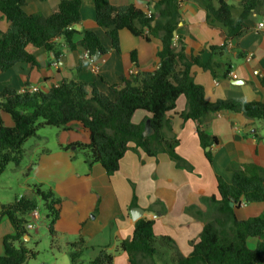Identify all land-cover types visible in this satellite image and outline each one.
Listing matches in <instances>:
<instances>
[{
    "label": "crops",
    "instance_id": "crops-1",
    "mask_svg": "<svg viewBox=\"0 0 264 264\" xmlns=\"http://www.w3.org/2000/svg\"><path fill=\"white\" fill-rule=\"evenodd\" d=\"M60 1L26 0L24 8L28 14L50 16ZM200 1L181 0L182 16L175 35L177 38L182 37L188 58L199 57L204 64L214 59L224 66H231L226 78H215L210 71L199 66L192 68L196 83L205 89L206 101L213 103L217 100L243 99L264 103V16L254 12L244 22L239 37L227 38L222 27L208 23ZM224 1L236 7L241 2ZM81 2L82 20L74 26L77 32L74 43L78 45L85 31H93L99 36L107 54L93 60L80 47L72 51L60 39L56 41L62 49L59 56L39 49L34 52L37 61L35 66L19 63L6 72L0 71V92L10 88L18 93L32 90L46 93L62 82L71 80L81 81L88 88L95 85L109 92L105 83L119 84L124 76L154 72L159 67L158 52L163 47L160 38H152L147 42L128 30H122L120 52H117L107 35L110 29L97 24L94 0ZM109 2L118 7L133 6L152 14L156 13L155 7L159 0ZM239 12L237 8L234 16L237 17ZM9 27L10 22L0 12V30L6 32ZM223 45L226 48L214 56L211 47ZM134 51L135 62L131 56ZM110 95L115 98L113 94ZM186 103V98L181 96L176 109L168 114L171 128L167 130V135L179 140L176 152L191 169L178 168L166 153L150 157L132 143L120 161L119 170L108 175L101 164L89 167L84 153L77 151L75 144L91 142L90 131L78 122L72 123L67 130L59 129L54 147L40 141L42 144L36 143L30 148L31 158L26 169L13 175L25 176L17 186L21 194L16 198L34 196L33 187L38 186L41 191H51L55 199L59 200L56 206L59 215L52 232L49 227L52 219H47L48 214L45 221H40L49 229L53 241L57 242L54 247L66 246L64 249L70 256V245L82 239L86 246L77 264H89L102 250L114 256L113 264H130L128 254L120 249V244L133 236L138 221L134 220L133 214H139L136 209H142L143 216L140 219L155 222L157 237H170L182 255L187 257L191 254L192 243L199 240L206 222L215 217L217 205L211 198L220 200L217 177L232 183L234 172L228 169L229 166L255 164L264 169V122L250 120L238 113L221 112L207 127V133L217 137L218 143L204 150L197 135V125L192 120L184 121L180 117L186 109ZM0 116L5 126H14L9 114L0 110ZM151 117L147 111L138 110L132 122L146 126ZM209 149L213 153L212 163L205 155ZM15 187L13 183L9 184V190ZM42 204L40 201L39 207ZM263 214L264 204L258 202L245 204L236 210V216L241 221ZM30 232L26 242L32 239ZM14 234L10 219L7 216L0 218V256L4 255V238ZM256 243V239H251L250 248L255 249ZM90 252L92 254L88 260H83ZM142 260L144 264L152 263ZM154 262L162 264L158 260Z\"/></svg>",
    "mask_w": 264,
    "mask_h": 264
},
{
    "label": "trees",
    "instance_id": "trees-1",
    "mask_svg": "<svg viewBox=\"0 0 264 264\" xmlns=\"http://www.w3.org/2000/svg\"><path fill=\"white\" fill-rule=\"evenodd\" d=\"M181 0H159L156 13L148 15L133 6L118 7L109 0H94L96 21L99 27L110 29L107 33L112 47L120 52V32L128 30L135 37L150 42L160 38L163 47L158 52L160 65L154 72H138L122 77L119 84L105 83L109 92L95 85L88 86L78 80L64 81L49 92L31 93L5 88L0 92V110L9 114L14 126L7 127L0 116V177L9 164L19 167L24 159L25 143L36 137L42 127L67 130L72 123H81L91 133L89 144H75L77 151L85 155L89 167L101 164L108 175L115 174L120 161L130 144L140 147L150 157L160 153L169 155L178 168L191 166L176 152L179 140L167 135L170 130L168 114L177 107L184 96L186 109L180 114L184 121L192 120L197 125V135L204 150L218 143L217 137L207 133L210 121L221 112L238 113L253 121L264 122V103L243 99L217 100L210 103L205 99V89L196 83L192 68L199 66L210 71L215 78H226L230 65H222L212 59L204 64L199 57L188 58L182 37L175 33L181 21ZM200 5L207 14L210 25L220 26L227 38H237L243 32L244 22L254 12L264 16V0H241L238 7L224 0H201ZM26 0H0V12L10 22L6 32L0 30V71L6 72L19 63L37 64L34 52L45 49L59 56L62 52L56 42L63 39L74 51L80 47L93 59L99 52L107 54L99 36L85 31L83 39L76 45L74 26L82 20L81 0H61L50 16L42 13L28 14ZM239 9V15L234 11ZM177 42V43H176ZM226 45L211 47L215 56ZM134 62L136 52L131 54ZM220 69H223L219 72ZM151 114L148 136H144L145 125H136L132 118L136 111ZM206 158L213 162L211 149L205 151ZM234 172L232 183L217 177L220 200L215 217L206 222L199 240L192 243L189 256L181 254L170 237H157L155 222L146 218L135 224L134 234L120 244L128 254L130 264H141V259L155 260L163 264H259L264 262V214L257 218L241 221L236 210L245 204H264V169L248 164L242 167L229 166ZM34 196L18 197L12 203L2 204L0 218L7 216L14 235L4 238V255L0 264H27L38 252L27 247L25 237L29 235L26 225L30 213L43 202L48 212L50 231L56 219L59 200L51 191H41L34 186ZM230 203L234 206L231 207ZM256 239L255 249L249 241ZM86 242L79 240L70 245L71 264H77L84 252ZM159 246L165 248L160 249ZM114 256L105 250L89 264H113Z\"/></svg>",
    "mask_w": 264,
    "mask_h": 264
},
{
    "label": "rangeland",
    "instance_id": "rangeland-1",
    "mask_svg": "<svg viewBox=\"0 0 264 264\" xmlns=\"http://www.w3.org/2000/svg\"><path fill=\"white\" fill-rule=\"evenodd\" d=\"M59 129L54 127H42L38 130V134L36 137L30 138L28 140V144L25 143L24 149L25 156L24 159L19 166L20 168L17 170V166L13 163L9 164L6 171L0 177V207L2 204H6L8 202H13L15 198L21 194L17 186L19 185L21 179H24L25 176L15 177L14 174L20 173V170H25L26 166L29 163V159L31 158L30 148L35 146V144H40L41 142H45L49 145V147H54V140L56 139V133ZM41 141V142H40ZM41 143V144H42ZM81 152V151H80ZM14 170V171H12ZM26 173V171H25ZM13 183L16 187L15 189L9 190V184ZM39 211L42 215V221L46 220V215L48 214L45 207L40 205ZM42 225V222H41ZM40 225V226H41ZM30 235L32 237L31 241L27 242V247L38 252V255L35 259L30 260L27 264H71V258L69 254H66V246L54 247L57 242L53 241V238L50 234L49 229L45 225H42L39 228V231H31ZM91 252L83 258V260H88L87 258L91 256ZM92 258V257H91ZM92 260V259H91ZM94 260V257H93ZM144 260L141 259V264ZM146 264V263H145ZM163 264V263H162Z\"/></svg>",
    "mask_w": 264,
    "mask_h": 264
},
{
    "label": "built area",
    "instance_id": "built-area-1",
    "mask_svg": "<svg viewBox=\"0 0 264 264\" xmlns=\"http://www.w3.org/2000/svg\"><path fill=\"white\" fill-rule=\"evenodd\" d=\"M150 15V14H148ZM86 55L88 56V54L86 53ZM89 57V56H88ZM38 90H32V91H29L31 93H35L37 92ZM157 217L155 216L154 219H156ZM41 219H42V215H41V212L39 211V208L33 210L31 213H30V219L28 220V223L26 225V229L29 231H37L41 225Z\"/></svg>",
    "mask_w": 264,
    "mask_h": 264
},
{
    "label": "water",
    "instance_id": "water-1",
    "mask_svg": "<svg viewBox=\"0 0 264 264\" xmlns=\"http://www.w3.org/2000/svg\"><path fill=\"white\" fill-rule=\"evenodd\" d=\"M99 57H100V53L98 52L95 55V57L93 58V60H97ZM150 132H151V129H150V121H148L147 124H146V126H145V130H144V133L143 134L146 137V136H148L150 134ZM230 206L233 207L234 204L233 203H230ZM137 210H139V214H138V212L137 213L135 212V214H133L134 220H139L143 216V210L142 209H136V211ZM25 239H28V237L27 238L25 237Z\"/></svg>",
    "mask_w": 264,
    "mask_h": 264
}]
</instances>
